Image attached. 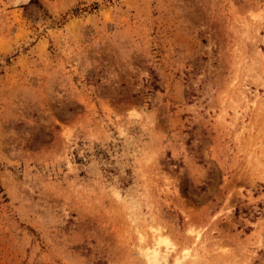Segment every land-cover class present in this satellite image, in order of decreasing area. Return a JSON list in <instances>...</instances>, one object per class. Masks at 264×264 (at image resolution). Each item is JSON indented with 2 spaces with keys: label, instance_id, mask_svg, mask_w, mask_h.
<instances>
[{
  "label": "rangeland",
  "instance_id": "obj_1",
  "mask_svg": "<svg viewBox=\"0 0 264 264\" xmlns=\"http://www.w3.org/2000/svg\"><path fill=\"white\" fill-rule=\"evenodd\" d=\"M264 264V0H0V264Z\"/></svg>",
  "mask_w": 264,
  "mask_h": 264
},
{
  "label": "bare ground",
  "instance_id": "obj_2",
  "mask_svg": "<svg viewBox=\"0 0 264 264\" xmlns=\"http://www.w3.org/2000/svg\"><path fill=\"white\" fill-rule=\"evenodd\" d=\"M30 0H26V2H29ZM158 252L155 250V251H152L150 252L147 257H148V261L151 263V264H156L157 260H158Z\"/></svg>",
  "mask_w": 264,
  "mask_h": 264
}]
</instances>
